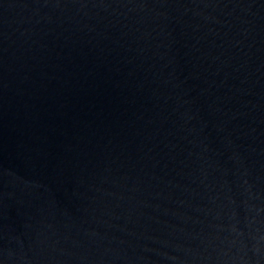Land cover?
Returning a JSON list of instances; mask_svg holds the SVG:
<instances>
[{"label": "water", "instance_id": "1", "mask_svg": "<svg viewBox=\"0 0 264 264\" xmlns=\"http://www.w3.org/2000/svg\"><path fill=\"white\" fill-rule=\"evenodd\" d=\"M0 264H264V0H0Z\"/></svg>", "mask_w": 264, "mask_h": 264}]
</instances>
